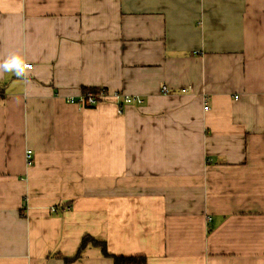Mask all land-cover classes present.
Returning <instances> with one entry per match:
<instances>
[{"label": "crops", "instance_id": "crops-1", "mask_svg": "<svg viewBox=\"0 0 264 264\" xmlns=\"http://www.w3.org/2000/svg\"><path fill=\"white\" fill-rule=\"evenodd\" d=\"M12 56L0 264H264V0H0Z\"/></svg>", "mask_w": 264, "mask_h": 264}, {"label": "built area", "instance_id": "built-area-1", "mask_svg": "<svg viewBox=\"0 0 264 264\" xmlns=\"http://www.w3.org/2000/svg\"><path fill=\"white\" fill-rule=\"evenodd\" d=\"M26 65L27 67L25 69H28L30 67L29 64H24ZM162 93H166L167 90L165 88H163L162 90ZM106 94L103 93L102 91H99L97 94H94L93 92H82L81 94H79L78 96L76 97H70V98H67V102L69 104H73V105H76L80 108H93L95 107L97 104H99L100 102L104 101L106 99ZM116 100V105L118 106V109H122V107L125 105H129V104H132V103H136V104H141L142 103V100L140 99V97L138 96H121V101H119L120 99V96H115L114 97ZM204 103H207V102H204ZM207 105L205 104L204 105V110H207ZM26 163L27 165H30L31 164V151L30 150H27L26 151ZM51 212L53 213H56L57 210L55 208H52L51 209Z\"/></svg>", "mask_w": 264, "mask_h": 264}, {"label": "trees", "instance_id": "trees-1", "mask_svg": "<svg viewBox=\"0 0 264 264\" xmlns=\"http://www.w3.org/2000/svg\"><path fill=\"white\" fill-rule=\"evenodd\" d=\"M84 92H93L94 94H97L99 90L97 89H84ZM92 244L93 246L100 247L101 252L104 257L111 258L113 260V264H146V258L143 256H130V257H123V256H114L110 255L106 252V247L104 244L97 242L95 240H92L89 237H84L81 241L80 248L77 252V254L70 259H66L64 262L72 263L75 260H77L80 256V251L87 245Z\"/></svg>", "mask_w": 264, "mask_h": 264}, {"label": "clouds", "instance_id": "clouds-1", "mask_svg": "<svg viewBox=\"0 0 264 264\" xmlns=\"http://www.w3.org/2000/svg\"><path fill=\"white\" fill-rule=\"evenodd\" d=\"M27 66L23 64L21 57L12 56L6 59L3 63H0V71L15 72L17 77L25 75V68Z\"/></svg>", "mask_w": 264, "mask_h": 264}]
</instances>
